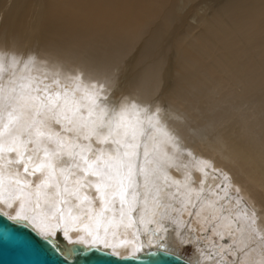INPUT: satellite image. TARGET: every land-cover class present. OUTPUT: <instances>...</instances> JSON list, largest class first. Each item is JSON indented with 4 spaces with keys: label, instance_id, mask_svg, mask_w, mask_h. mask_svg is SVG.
Returning <instances> with one entry per match:
<instances>
[{
    "label": "bare ground",
    "instance_id": "1",
    "mask_svg": "<svg viewBox=\"0 0 264 264\" xmlns=\"http://www.w3.org/2000/svg\"><path fill=\"white\" fill-rule=\"evenodd\" d=\"M204 2L207 13L197 18L185 36V30L179 26L171 34L153 27L163 11V0H0V46L15 40L21 51L31 49L90 66L119 61L122 71L114 95L139 87L141 99L146 100L158 90L161 104L187 110L193 124L202 125L207 116L214 115L216 128L223 138L219 147L199 141L190 143L193 154L189 156L185 149L183 156L177 155L175 163L180 165L177 169L168 163L173 149L162 143V135L156 134L155 141L150 136L139 137L137 163L155 171L148 187L144 186L143 177H138L139 196L131 221L126 207L121 217L118 196L110 199L107 211H102L100 201L93 199L96 197L94 187L86 183L95 178H84L78 168L69 170L71 161L67 156L63 160L55 158V175L50 177L47 168L26 175L24 164L16 163L20 158L18 153L5 151L0 153V178L4 199L13 198L10 200L13 208L0 202V213L14 215L21 202L15 197L21 196L29 215L51 214L59 209L67 217L71 212L81 218L77 222L79 227L87 224L93 231L97 230L99 221V234L104 236L107 229V238L117 245L115 251L119 257L131 255L133 247L140 244L144 245L141 251L161 249L154 246L158 244L180 255L189 245L193 254L186 259L195 264H213L211 254L221 245L223 249L218 254L227 260L229 245L239 247L247 240L253 206L258 217L257 231H260V226L264 225V0ZM45 71L40 65L25 67L23 63L15 68H0V84L15 79L18 90L20 85L35 87L39 84L43 88L49 84L61 93L66 86L67 97L62 95L59 102L65 106L68 120L83 124L93 120L91 115L94 120L97 118L96 109L83 87L77 89L66 80L57 87L50 78L44 80ZM107 115L111 117L112 113ZM7 120V112L0 108V131ZM68 120L64 121L65 126L72 127ZM141 121L147 128L143 113L137 116L130 112L125 117L124 127L130 131V126L138 127ZM53 127L59 130V125ZM122 133L123 128L121 137ZM61 135L70 138L66 140L68 143H88L75 132H62ZM13 137L24 162L28 163L29 173L35 165L46 162L44 148L53 145L46 140L40 144L29 143L30 139L35 141L34 133L30 137L27 131L19 128L11 136L5 133L0 142H11ZM92 143L96 148L101 147L95 140ZM145 147L149 153L147 160ZM99 154L89 158L94 159ZM28 157L32 158L30 163ZM201 158L213 160L217 167L231 168L233 183L246 189L251 200L247 195L239 204L235 198L230 202L218 199L210 194L208 185L219 192L220 197L224 192L215 187L219 181L211 176L201 191L200 181L204 178L198 167ZM233 158L238 164L232 163ZM9 159L12 163H8ZM45 179L48 186L38 189L36 185ZM78 179L86 186L80 187ZM17 180L22 184L16 183ZM57 186L60 195L56 194ZM65 186L70 192L78 189L77 195L65 193ZM231 192L234 197L235 189ZM85 196L89 199L85 200ZM127 198L132 200V190ZM189 211L200 213L199 217L194 215L191 229L166 232L161 227L176 228L171 218L187 221ZM209 222L215 226V232L211 228L204 231ZM152 232L157 235L152 236ZM71 235L75 238L86 234L73 232ZM123 241L128 243L122 244ZM250 255L259 260L261 250Z\"/></svg>",
    "mask_w": 264,
    "mask_h": 264
},
{
    "label": "snow or ice",
    "instance_id": "2",
    "mask_svg": "<svg viewBox=\"0 0 264 264\" xmlns=\"http://www.w3.org/2000/svg\"><path fill=\"white\" fill-rule=\"evenodd\" d=\"M207 10V4L204 0H163V11L155 19L153 27L171 34L176 32L179 26L185 30L183 35L186 36L191 31L192 26L195 25L197 18L205 15ZM0 22H2V10H0ZM21 63L25 67L40 65L46 69L44 80L50 78L52 84L57 87L61 85L62 80L70 81L77 89L83 87L92 102L93 108L99 109V112L95 120L75 124V122L68 120L65 114V106L59 102L62 95L65 98L67 97L68 89L66 86L63 93L57 88H52L49 84H45L43 88L39 84L35 87L20 85L18 90L15 79H11L7 84H0V108L7 112L8 117L7 123L3 125V130L0 131V137L5 133L11 136L13 131L19 128L27 131L30 137L34 133L35 141L30 139L29 143L40 144L46 140L53 147L45 146L44 157L46 162L35 165L32 173H29L28 163L24 162L23 154L20 153L15 137L12 138L11 142H0V153L5 151L18 153L20 158L16 160V163L24 164L23 171L26 175H34L37 171L47 168L50 177L55 175V158L63 160V157L67 156L71 161L68 165L69 170L78 168L84 173V178L89 176L95 178L86 183H90L94 187L96 197L93 199L100 201L102 211H107L110 199L114 200L118 196L121 205V217L125 215L126 207L127 215L131 221V214L136 206V198L139 196V192L136 190L140 187L138 177H143L145 187L152 183L151 175L155 169L146 168L137 163V149L140 147L139 137L150 136L155 141L156 134L162 135V143L173 149V155L168 157V163L170 166L177 167V169L180 167L179 164L175 163L177 155L183 156L184 150L187 149V154L192 156L190 143L199 141L217 147L223 144V138L216 128L214 115L207 116L202 125L193 124L191 114L187 110L174 105L165 106L161 104L158 99V90H154L152 98L146 100L141 99V89L139 87H135L128 92L121 91L119 96L114 95L119 87L122 71L119 61L102 66H90L68 58L37 53L31 49L21 51L15 40L6 41L0 46V68H15ZM109 112L112 113L111 117L107 115ZM130 112H135L137 116L143 113L148 127L145 128L141 121L138 127L130 126V131L125 128V117ZM65 120H68V123L73 124V126L66 127ZM53 125H59V130H56ZM62 132H75L78 138H82L88 143H68L66 140H70V138L62 136ZM93 140L101 147L96 148L92 143ZM106 145L114 147H105ZM121 149H124V151H121ZM97 152L100 154L95 155L94 159L89 158L90 155ZM148 155L147 147H145L144 156L146 160ZM49 157L52 159H49ZM31 160L32 158L28 157L29 163ZM8 163H12V160L9 159ZM232 163L238 164V160L233 158ZM198 167L204 177L200 181L201 191L207 185V178L211 176L213 180L219 181L215 187L224 192V196L220 197L219 192L213 191L211 185H208L210 194L216 195L218 199L230 202L235 198L237 204H239L245 200L247 195L248 199L251 200L246 189H242L239 184L233 183L231 168L217 167L213 160L203 158L198 160ZM63 171L64 169L61 168V172ZM81 179L77 180V184L80 187L86 186V184H81ZM16 183L22 184L19 180ZM176 183L179 184L180 182L176 181ZM2 185L3 180L0 178V202L5 203L9 209H12L13 204L10 200L13 198L4 199ZM42 186H48L47 179L36 185L38 189ZM233 188L235 189L234 197L231 192ZM129 190H132V200L127 198ZM64 192L69 195H77L78 189L70 192L65 186ZM56 194L60 195L58 186ZM15 199L21 200L15 214L10 215L4 212L0 215L6 216L8 220L16 225L26 227L67 264H73L76 256L87 257L93 252H99L110 257H119V253L115 251L117 245L111 243L107 238V229H105L104 236L99 234V221L96 225L97 230L93 231L87 224L83 228L79 227L77 223L81 219L79 216H73L69 212L66 217L63 211L59 209H57L59 216H57V212L29 215L21 196H17ZM84 199L88 200L89 198L85 196ZM188 215L190 219L187 221L171 218L173 224L176 225L174 229H169L167 225L161 227L166 232L170 230L178 231L186 227L191 229L194 215L199 217L200 213L193 214L189 211ZM89 218L91 219V217ZM257 219L256 209L253 206L250 216L252 227L247 240L242 241L239 247L229 245L230 252L227 253L229 256L227 260L224 259V255L218 254L223 249V245H221L218 251L211 254L213 264H264V225L260 226L258 232ZM209 228L213 232L216 231L215 226L211 225L210 222L204 226V231ZM73 232H83L86 235H77L73 238L71 235ZM151 234L152 236L157 235L155 232ZM10 239L15 240V236H10ZM19 243L26 242L19 241ZM127 243V241L122 242L125 245ZM149 243L151 244L152 241L149 240ZM227 243L225 241V244ZM253 244L255 247H251ZM154 246L164 251L162 245L157 244ZM143 247V244L134 246L131 255L119 258L122 261L135 260L137 253H140ZM107 249H112V251H105ZM257 249L261 250L259 260L253 259L250 255L251 252H256ZM165 254L174 258L177 262L182 259L180 254L172 250H167ZM145 255L154 256L156 253L149 251Z\"/></svg>",
    "mask_w": 264,
    "mask_h": 264
},
{
    "label": "water",
    "instance_id": "3",
    "mask_svg": "<svg viewBox=\"0 0 264 264\" xmlns=\"http://www.w3.org/2000/svg\"><path fill=\"white\" fill-rule=\"evenodd\" d=\"M12 235L15 236V240L10 239ZM19 241L26 243L22 244ZM149 251L155 252L156 255H145ZM165 252L166 250L157 248L146 249L137 253L135 260L129 261L93 252L87 257L76 256L73 264H195L182 255V259L177 262ZM0 264H67V262L26 227L16 225L6 216L0 215Z\"/></svg>",
    "mask_w": 264,
    "mask_h": 264
},
{
    "label": "rangeland",
    "instance_id": "4",
    "mask_svg": "<svg viewBox=\"0 0 264 264\" xmlns=\"http://www.w3.org/2000/svg\"><path fill=\"white\" fill-rule=\"evenodd\" d=\"M99 109H96V111H95V115L97 116V112H99L98 111ZM91 118L94 120V115H91ZM204 242V241H203ZM184 250H182V255L185 257V258H187V259H190V257L192 256V254H193V250H192V248H191V246H189V245H186L184 248H183Z\"/></svg>",
    "mask_w": 264,
    "mask_h": 264
}]
</instances>
